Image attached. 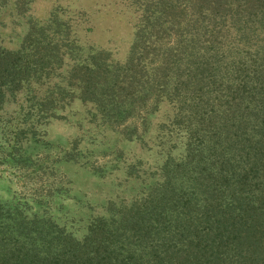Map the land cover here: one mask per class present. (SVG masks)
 I'll return each mask as SVG.
<instances>
[{
    "label": "trees",
    "instance_id": "trees-1",
    "mask_svg": "<svg viewBox=\"0 0 264 264\" xmlns=\"http://www.w3.org/2000/svg\"><path fill=\"white\" fill-rule=\"evenodd\" d=\"M32 1L0 0L18 28L12 47L0 36V168L26 187L0 201V264H264V0H125L122 60ZM75 103L157 160H75L78 138L65 160H28ZM60 162L135 191L76 217Z\"/></svg>",
    "mask_w": 264,
    "mask_h": 264
},
{
    "label": "rangeland",
    "instance_id": "rangeland-1",
    "mask_svg": "<svg viewBox=\"0 0 264 264\" xmlns=\"http://www.w3.org/2000/svg\"><path fill=\"white\" fill-rule=\"evenodd\" d=\"M53 8L61 9L65 11L63 14L71 17L81 38L110 50L117 60L124 58L135 20L134 11L125 0H33L28 13L42 20ZM1 20L4 24L0 26L1 44L12 47L15 42L13 32L16 33L18 28L5 17ZM69 110L64 118L52 119L45 125V144L32 143L25 148L28 160H65L61 154L74 138H78L75 160H157L152 150L138 142L122 141L109 130L87 124L83 120L84 107L81 104L75 103ZM7 150L8 147L0 144V160H10L6 156ZM59 168L70 180L68 193L78 200L73 207L71 201L65 200L67 207L64 208L76 213V217L84 218L88 213L99 211L107 199L128 197L135 191V186L130 183L125 188L116 186L120 177L115 176L120 171L99 177L88 168L71 163L60 162ZM0 176V201L12 202L15 194L26 191L25 186L1 168Z\"/></svg>",
    "mask_w": 264,
    "mask_h": 264
}]
</instances>
